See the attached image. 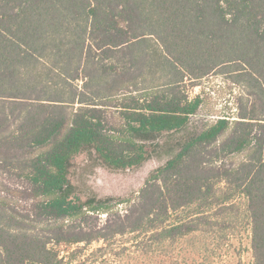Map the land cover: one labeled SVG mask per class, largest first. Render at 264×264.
Wrapping results in <instances>:
<instances>
[{"label":"trees","instance_id":"trees-1","mask_svg":"<svg viewBox=\"0 0 264 264\" xmlns=\"http://www.w3.org/2000/svg\"><path fill=\"white\" fill-rule=\"evenodd\" d=\"M217 71L245 89L236 119L192 134L134 202H119L130 203L123 215L73 194L75 155L92 147L112 169L140 166L149 143L199 111L186 81ZM0 172L21 183L0 187V264H63L50 244L185 237L200 224L178 213L213 201L220 183L226 199L246 198L264 264V0H0ZM95 213L111 218L86 231Z\"/></svg>","mask_w":264,"mask_h":264},{"label":"rangeland","instance_id":"rangeland-1","mask_svg":"<svg viewBox=\"0 0 264 264\" xmlns=\"http://www.w3.org/2000/svg\"><path fill=\"white\" fill-rule=\"evenodd\" d=\"M151 44L155 54L162 52L158 43ZM78 84L82 86V82ZM182 89L189 99L198 96L202 99L199 111L185 128L164 133L149 143L147 160L133 168L112 169L100 160L92 147H87L75 155L70 164L69 179L73 194L86 206L93 201L115 205V212L123 215L130 203L119 202H134L147 179L163 167L192 134L219 118L236 119L237 99L244 96L245 90L242 84L232 81L230 74H222L221 71L197 81L196 85L187 80ZM2 184L14 188L21 183L0 172V187ZM215 191L217 197L213 201L178 213L182 219L192 217L196 225L200 224L198 231L185 237L157 243L151 234L135 233L79 244H50L49 247L59 252L63 264H254L252 226L246 198L236 193L231 199H226L223 193L230 191L225 183L217 185ZM1 195L9 197L6 193ZM12 202L19 203L18 198ZM19 204L17 211L25 213L28 203ZM195 214L202 222L195 221ZM91 216L93 219L84 222L86 231L96 225L103 227L111 218V215L103 213ZM46 226L42 223L33 232L38 234L37 231ZM41 235L44 236V233L41 232Z\"/></svg>","mask_w":264,"mask_h":264}]
</instances>
